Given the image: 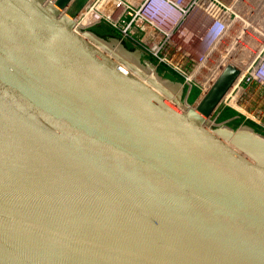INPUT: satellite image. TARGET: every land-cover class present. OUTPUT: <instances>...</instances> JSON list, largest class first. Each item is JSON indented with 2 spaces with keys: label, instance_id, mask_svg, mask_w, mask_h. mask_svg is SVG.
<instances>
[{
  "label": "water",
  "instance_id": "water-1",
  "mask_svg": "<svg viewBox=\"0 0 264 264\" xmlns=\"http://www.w3.org/2000/svg\"><path fill=\"white\" fill-rule=\"evenodd\" d=\"M88 1L0 0V264H264V132L212 123L240 70L189 106Z\"/></svg>",
  "mask_w": 264,
  "mask_h": 264
},
{
  "label": "built area",
  "instance_id": "built-area-1",
  "mask_svg": "<svg viewBox=\"0 0 264 264\" xmlns=\"http://www.w3.org/2000/svg\"><path fill=\"white\" fill-rule=\"evenodd\" d=\"M74 19L78 30L107 25L130 47L172 71L184 84L189 106L200 101L227 65L236 66L240 73L212 123L240 119L264 128V104L247 108L259 91L264 97V0H89ZM195 87L199 94L190 102ZM234 97L239 105L231 102ZM227 108L236 113L220 119Z\"/></svg>",
  "mask_w": 264,
  "mask_h": 264
},
{
  "label": "rangeland",
  "instance_id": "rangeland-1",
  "mask_svg": "<svg viewBox=\"0 0 264 264\" xmlns=\"http://www.w3.org/2000/svg\"><path fill=\"white\" fill-rule=\"evenodd\" d=\"M99 27V25H97ZM97 26L94 27V29L99 33L101 34L102 36H108V35H118L116 33H109L107 30L108 26L107 25H103L102 24V29H99ZM93 28V27H92ZM129 47V46H128ZM160 70V69H159ZM160 73H162L163 75L165 76H170L169 74H167L165 71H161L160 70ZM174 78V77H173ZM177 79V78H176ZM252 90H255V87L252 88ZM199 94V91L198 89L195 87L192 89L190 95H189V101L190 102H194V100L196 99V97L198 96ZM264 104V97L263 95L261 94V92L259 91L258 94L254 95L253 96V99L249 100L248 103H247V108L250 109V110H254L255 108H257L259 105H263ZM233 121H230L229 123L233 124ZM241 123H244L242 122V120H240ZM238 125V124H237ZM259 131H262L264 132V128H260L258 129Z\"/></svg>",
  "mask_w": 264,
  "mask_h": 264
},
{
  "label": "trees",
  "instance_id": "trees-1",
  "mask_svg": "<svg viewBox=\"0 0 264 264\" xmlns=\"http://www.w3.org/2000/svg\"><path fill=\"white\" fill-rule=\"evenodd\" d=\"M98 27V26H97ZM99 29H102V25H99V27H98ZM105 30H107L109 33H115V31L112 29V28H110V27H108L107 29H105ZM159 69L161 70V71H165L167 74H171L170 76H175L174 75V73L172 72V71H170V70H168L166 67H164V66H159ZM236 113V111L234 110V109H232V108H227V109H224L223 111H222V113H221V115H220V119H225V118H227V117H229V116H232L233 114H235ZM248 123H251L252 125H254L257 129H260L261 127L260 126H258L256 123H254L253 121H247ZM233 124L235 125V126H237V124H240V119H235L234 121H233Z\"/></svg>",
  "mask_w": 264,
  "mask_h": 264
},
{
  "label": "bare ground",
  "instance_id": "bare-ground-1",
  "mask_svg": "<svg viewBox=\"0 0 264 264\" xmlns=\"http://www.w3.org/2000/svg\"><path fill=\"white\" fill-rule=\"evenodd\" d=\"M231 102L233 103H235L236 105H239L238 103H237V100L235 99V97L231 100ZM173 104V103H172Z\"/></svg>",
  "mask_w": 264,
  "mask_h": 264
},
{
  "label": "flooded vegetation",
  "instance_id": "flooded-vegetation-1",
  "mask_svg": "<svg viewBox=\"0 0 264 264\" xmlns=\"http://www.w3.org/2000/svg\"><path fill=\"white\" fill-rule=\"evenodd\" d=\"M173 77L179 78V77H177V76H173Z\"/></svg>",
  "mask_w": 264,
  "mask_h": 264
}]
</instances>
